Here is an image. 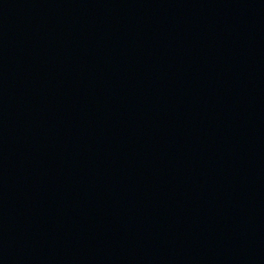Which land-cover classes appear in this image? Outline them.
<instances>
[{
    "label": "water",
    "instance_id": "95a60500",
    "mask_svg": "<svg viewBox=\"0 0 264 264\" xmlns=\"http://www.w3.org/2000/svg\"><path fill=\"white\" fill-rule=\"evenodd\" d=\"M0 264H264V0H0Z\"/></svg>",
    "mask_w": 264,
    "mask_h": 264
}]
</instances>
